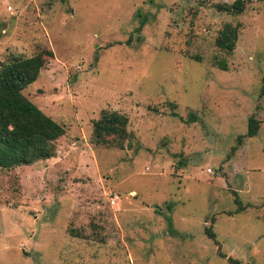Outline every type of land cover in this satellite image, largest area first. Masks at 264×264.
Segmentation results:
<instances>
[{"label":"rangeland","instance_id":"rangeland-1","mask_svg":"<svg viewBox=\"0 0 264 264\" xmlns=\"http://www.w3.org/2000/svg\"><path fill=\"white\" fill-rule=\"evenodd\" d=\"M233 1L0 0V63L53 51L23 94L65 129L0 172V264H264V0ZM102 110L130 146L93 141Z\"/></svg>","mask_w":264,"mask_h":264},{"label":"trees","instance_id":"trees-1","mask_svg":"<svg viewBox=\"0 0 264 264\" xmlns=\"http://www.w3.org/2000/svg\"><path fill=\"white\" fill-rule=\"evenodd\" d=\"M215 6L220 11L235 14L244 10L245 0H234L230 4L218 3ZM142 24L143 21L140 26ZM239 29L240 23H226L214 39L215 46L232 52ZM52 56L53 51L44 48L30 56L13 55L0 63V172L53 157L56 140L65 133L63 125L44 113L23 94V90L38 78L47 58ZM214 64L222 70L227 69L224 58L215 60ZM195 119V113L190 112L186 121ZM127 124L126 115L102 110L93 121V141L119 148L130 146V142L126 145L131 138ZM258 127V120L250 116L246 136L256 135ZM206 232L209 237L214 238L213 231L206 228ZM229 260L234 264H241L236 259Z\"/></svg>","mask_w":264,"mask_h":264}]
</instances>
